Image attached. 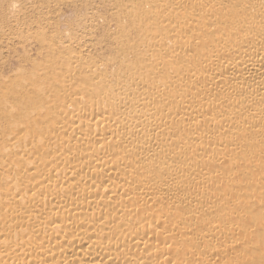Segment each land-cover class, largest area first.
<instances>
[{
	"label": "bare ground",
	"instance_id": "obj_1",
	"mask_svg": "<svg viewBox=\"0 0 264 264\" xmlns=\"http://www.w3.org/2000/svg\"><path fill=\"white\" fill-rule=\"evenodd\" d=\"M139 2L128 73L0 86V264H264V0Z\"/></svg>",
	"mask_w": 264,
	"mask_h": 264
},
{
	"label": "rangeland",
	"instance_id": "obj_2",
	"mask_svg": "<svg viewBox=\"0 0 264 264\" xmlns=\"http://www.w3.org/2000/svg\"><path fill=\"white\" fill-rule=\"evenodd\" d=\"M139 5V0H0V86H10L17 99L27 96L34 84H49L56 62L78 54L83 63L99 66L107 80L111 73H128L126 61L143 50L130 16L140 12Z\"/></svg>",
	"mask_w": 264,
	"mask_h": 264
}]
</instances>
